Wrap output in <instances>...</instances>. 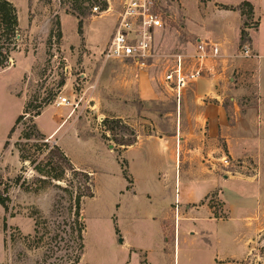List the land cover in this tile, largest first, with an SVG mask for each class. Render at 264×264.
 Returning a JSON list of instances; mask_svg holds the SVG:
<instances>
[{"label":"rangeland","instance_id":"rangeland-1","mask_svg":"<svg viewBox=\"0 0 264 264\" xmlns=\"http://www.w3.org/2000/svg\"><path fill=\"white\" fill-rule=\"evenodd\" d=\"M8 1L17 10L19 35L8 66L0 69V190L8 198L7 212L0 206V264H81V260L83 264H138V254L126 253L119 238L136 248L157 244L156 221L145 220L143 212L136 213L141 209L136 206L145 202L150 207L164 205L167 197L160 202L150 192L132 197V188L136 184L144 186V171L152 174L149 181L156 185L162 183L167 190L173 186L175 199L170 214L177 225L178 179L161 169L172 171L173 165L178 169V155L183 171L202 167L185 159L190 155L188 150L193 149L190 140L197 141L194 135L189 136V123L194 122L192 99L189 96L187 111L184 107L176 110L158 68L103 60L115 17L93 16L89 5L95 0ZM164 1L170 6L171 18L157 39L159 63H166L174 53L192 54L194 49L188 43L194 41L187 33L198 30L191 19L197 18V0H183L186 8L179 0ZM246 23L251 30L245 31L251 33L256 22ZM246 39L251 43L250 37ZM259 43L262 51H253L255 57H233L239 53L238 45L227 52L233 54V58L227 56L229 60H252L246 70L232 69L226 79L234 81L225 82L227 95L236 99L238 113L249 126L237 131V144L220 142L218 147L197 149L213 181L221 185L203 198L210 217L228 218L224 206L232 196L235 179L260 184V209L252 218L261 229L254 235L255 242H250L254 248L250 249L247 264H264V114L257 109L255 94L258 58L264 64V33ZM145 89L156 96L147 97ZM60 97L69 99L70 104L57 106ZM230 104L226 99V117L232 127L238 117ZM25 108L30 115L41 112L34 122L45 140L37 146L21 138L29 115L9 136L15 119ZM244 138L251 139V143L243 144ZM16 144H21L31 160L35 159L33 164L20 159ZM59 155H65L75 169L91 178L92 197L81 199L78 214H74V200L87 192L85 178L67 171L65 182L42 184L37 180L42 177L33 170L48 158L53 163L58 161ZM121 177L126 181L122 182ZM57 184L70 186L65 191ZM180 207L179 212H184L183 205ZM116 226L122 236H115ZM80 227L84 228L83 253L78 238ZM184 251L188 250L180 249L176 263L188 264Z\"/></svg>","mask_w":264,"mask_h":264},{"label":"crops","instance_id":"crops-1","mask_svg":"<svg viewBox=\"0 0 264 264\" xmlns=\"http://www.w3.org/2000/svg\"><path fill=\"white\" fill-rule=\"evenodd\" d=\"M179 1L186 8L184 1ZM242 2H247L252 6V14L249 20L256 23L254 30L249 33V37L253 51L258 54L263 47L259 43V37L263 36L264 33V0H206L205 3L202 0H197V18L191 19L198 30L188 31L187 34L192 37L193 41L199 38L219 43L226 53V58L216 68L215 74L212 77L198 79L199 81L192 85L180 106L175 105L176 110L180 111V108L184 107L187 111L189 96L192 99L190 106L194 108V116L192 117L194 122L193 124L189 123V136L194 135L197 141L190 140L193 149L188 150L190 155L185 159L192 164L198 162L202 167L199 170L192 168L185 172L180 168L181 160L178 155V169H176L177 165L176 167L173 165L172 171L161 169L162 172L166 171L169 176L178 179L176 186H178L180 204L178 203L177 206V221L175 222L177 225L173 224L174 217L170 214L171 205L174 204L175 199L173 186L167 190L162 183L156 185L153 180L149 181L152 174L144 171L142 175L144 186L136 184V187L132 188L135 191L132 197L149 192L156 194V199L159 202L167 197L164 205L159 204L150 207L149 203L145 202L138 203L139 206H136L141 208L137 209L136 213L138 210L143 212L142 217L145 220L156 221L157 244L148 248H136L132 247L122 237V239L119 238L123 240L121 243L126 253L138 254V264H166L168 261L170 264H179V262L176 263V259L178 260L180 249L188 250L184 251L186 253L185 260L188 264L197 262L199 259V264H247L246 260L250 255V249L254 248L252 245L250 246V242H255L254 235L255 233L258 235L261 229L259 222L252 218L255 210L260 209V184L235 179L232 181L234 183L230 190L232 196L225 201L224 206L228 212V218L222 220L210 217L209 208L206 204H202L203 198L213 188L221 187V185L213 181L214 179L210 175L211 171L208 167H204L205 164L201 162L204 156L199 153L200 150L205 149L204 147H218L220 142H230L231 145H234L235 142L237 144L235 134L241 128L246 130L249 126L247 121L243 122L240 113H238L239 108L236 99L227 95L225 85L227 80L234 81L231 77L226 79L232 69L235 71L246 70V67L250 68L252 63V60L249 63H241L242 60H229L230 58L227 57H232L233 54H227L239 45L240 30L243 24L248 22L246 15H242L236 9ZM206 7L209 8L206 12L201 13L202 11H199V9L205 10ZM202 14H205V23H202ZM249 28L251 27H246V29ZM188 44L193 50L194 44ZM256 65L257 109H259L260 114H264V64L258 58ZM144 94L147 97L156 96L152 90L147 89L144 90ZM226 99L229 100L238 117L232 127H229L226 117L224 105ZM259 123L261 126L262 122L259 121ZM48 135L52 136V132H49ZM76 140L81 142L80 138H76ZM250 141L251 139L244 138L242 142L243 144H250ZM198 154L201 157L197 156ZM168 175L165 176L168 177ZM121 178L122 182L126 181L123 177ZM119 193L120 191H118L120 196ZM181 205L184 209L182 213L179 212V209H182ZM156 206L158 207L156 208ZM116 229L115 236L119 233L122 236L117 226ZM142 256L143 258H141ZM81 264H83L82 260Z\"/></svg>","mask_w":264,"mask_h":264},{"label":"built area","instance_id":"built-area-1","mask_svg":"<svg viewBox=\"0 0 264 264\" xmlns=\"http://www.w3.org/2000/svg\"><path fill=\"white\" fill-rule=\"evenodd\" d=\"M90 9L96 17L109 14L115 17L112 35L102 53L103 60H124L138 68H158L161 82L173 96L177 107L184 101L187 90L198 79L212 77L226 58L219 43L198 38L194 40L192 54L174 53L166 63H159L157 39L163 35L171 18L170 6L164 0H95ZM247 36L249 38V32ZM239 49L233 57H255L248 39ZM59 99L57 106L70 104L66 97Z\"/></svg>","mask_w":264,"mask_h":264},{"label":"trees","instance_id":"trees-1","mask_svg":"<svg viewBox=\"0 0 264 264\" xmlns=\"http://www.w3.org/2000/svg\"><path fill=\"white\" fill-rule=\"evenodd\" d=\"M89 7H91V5H89ZM236 9L239 10L242 15H246L247 20L250 19L252 14V6L249 3L242 2L238 7H236ZM247 24L248 23H244L240 30V41L238 47H240L246 41L247 32L245 31V29L248 26ZM18 35H19L18 15L15 6L8 0H0V69H4L8 66L11 54L17 48ZM40 114L41 112L38 110L34 113V115H30L27 108H25L22 114L18 115V117L15 119L13 126L9 130V136L14 132L17 125L20 124V122L26 120L27 118L25 117L29 115L28 116L29 119L27 120L28 121L27 126L25 129H23L21 133V138L27 141H33L35 146H37L38 143L43 142L45 140V137L39 131V129L37 128L34 122V119L37 118ZM115 124L119 125L120 123L115 121ZM7 143L8 141L5 142L4 148L7 146ZM132 144L133 141L126 144V146ZM16 145L19 147L18 151L20 153V159L23 162L28 161L30 164H33L35 162V159L31 160V157H29V155H27V153H25V151H23L20 148L21 144H16ZM58 158H59L58 161L54 163L52 162V158H48V161H46L44 165L38 163L37 166L33 167V170L36 171L42 177L40 179H37L38 182L42 184H56V183L65 182V176L67 171H70L74 175H81L83 178H85L86 181H88L86 188L87 192L85 194H78L74 200V206H75L74 214H78L80 209L81 199L83 197H92V192L90 190L91 188L90 175H88V173H86L83 170L79 171L75 169L65 155H59ZM55 186L61 188L62 190L67 191V188L70 185H67L66 188H62L58 184ZM0 206L4 209L5 212H7L8 198L7 196H4L2 194L1 190H0ZM3 224L5 227V219ZM83 230L84 228L81 227L78 229V238L82 241V245H80V251H82V253H83L84 245H83V237L81 236V232H83ZM82 253L80 252V254ZM78 260L79 257L76 258V262Z\"/></svg>","mask_w":264,"mask_h":264},{"label":"water","instance_id":"water-1","mask_svg":"<svg viewBox=\"0 0 264 264\" xmlns=\"http://www.w3.org/2000/svg\"><path fill=\"white\" fill-rule=\"evenodd\" d=\"M119 242H121V240L119 239Z\"/></svg>","mask_w":264,"mask_h":264}]
</instances>
